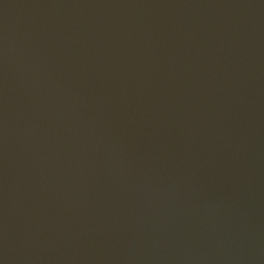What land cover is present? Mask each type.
I'll use <instances>...</instances> for the list:
<instances>
[{"label":"water","instance_id":"1","mask_svg":"<svg viewBox=\"0 0 264 264\" xmlns=\"http://www.w3.org/2000/svg\"><path fill=\"white\" fill-rule=\"evenodd\" d=\"M0 264H264V0H0Z\"/></svg>","mask_w":264,"mask_h":264}]
</instances>
